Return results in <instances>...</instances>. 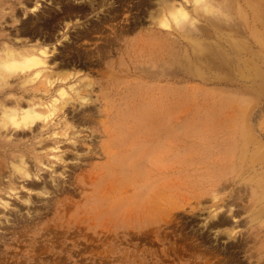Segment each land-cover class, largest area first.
Masks as SVG:
<instances>
[{"label":"rangeland","instance_id":"rangeland-1","mask_svg":"<svg viewBox=\"0 0 264 264\" xmlns=\"http://www.w3.org/2000/svg\"><path fill=\"white\" fill-rule=\"evenodd\" d=\"M110 3L52 0L20 26L21 36L54 43L58 22L79 17L50 64L89 72L95 90L93 106L74 113L69 101L66 110L89 125L79 141L85 157L59 190L48 184L53 198L40 215L11 214L0 264H264V11L228 6L230 19L209 17L202 53L189 50L186 61L185 41L149 25L152 0ZM0 149L2 183L9 149ZM217 192L225 196L212 204ZM228 205L239 224L225 213L199 227L210 209ZM231 226L228 235L241 228L234 242L212 239L213 229Z\"/></svg>","mask_w":264,"mask_h":264},{"label":"clouds","instance_id":"clouds-1","mask_svg":"<svg viewBox=\"0 0 264 264\" xmlns=\"http://www.w3.org/2000/svg\"><path fill=\"white\" fill-rule=\"evenodd\" d=\"M84 2L86 0H74L77 4ZM152 2L156 8L159 7L156 0ZM28 3L33 6L28 7ZM45 3L51 6L52 0H0V146H8L9 149L7 175L0 183V236L6 235V228L14 226L11 214L28 220L40 215L39 207H46L53 198L54 193L48 184H51L52 189L59 190V182L68 181L70 166H78L87 153V148L84 151L78 149L84 147L79 141L82 130L89 125L77 126L69 120L66 110L70 107L69 101L74 113L93 106L90 93L95 90V77L76 68L58 71L59 62L50 64L58 55V48L70 42V31L82 25V21L77 17L75 20L58 22L61 27L55 34L54 43H45L39 38L33 41L20 33L22 22L30 15L38 14ZM170 3L171 9L161 12L158 17L153 16L156 8L149 11V25L155 23L161 31L174 32L184 26L195 29L200 24V15L230 19L222 7L216 6L215 0H170ZM18 10L22 12L21 17L16 14ZM104 10L101 7L99 14ZM92 16L96 15L92 12L88 18ZM24 133L29 135H18ZM18 144L28 145L31 155H25L17 147ZM69 155L74 158L66 159ZM46 174L48 180L44 183ZM31 182L42 186L31 189L26 186ZM224 195L223 192H217L211 203H219ZM33 197L41 202L39 206ZM13 202L23 206L24 211L21 212L20 207ZM235 212L234 205L212 208L206 216L200 217L202 223L199 227L208 230L209 225L225 213L232 220V226L239 224L240 217L237 218ZM209 215L211 220L208 219ZM232 226L213 229L212 239L219 241L224 236L225 245L234 242L233 237L237 236L241 228H236L228 235ZM259 226L264 228V221Z\"/></svg>","mask_w":264,"mask_h":264},{"label":"bare ground","instance_id":"bare-ground-1","mask_svg":"<svg viewBox=\"0 0 264 264\" xmlns=\"http://www.w3.org/2000/svg\"><path fill=\"white\" fill-rule=\"evenodd\" d=\"M119 1V0H118ZM126 1V0H125ZM137 1V0H136ZM143 1H146V0H143ZM141 2V1H139ZM157 4L159 5V7L156 8V11L153 13V16L154 17H158L161 12H167L168 10L171 9V3H170V0H156ZM117 3V1H116ZM68 4V3H66ZM119 4V3H118ZM121 4V3H120ZM139 4V3H137ZM136 4V5H137ZM142 4V3H141ZM141 4H139L141 6ZM217 7H222L223 9L225 7H230V8H236V9H241L243 7H246V8H251L253 10H263L264 11V0H228L226 2H224V0H220L218 1L217 3H215ZM114 5V4H113ZM69 6V5H67ZM72 7V6H71ZM84 7V6H83ZM69 8V7H68ZM87 8V7H86ZM78 9V7H77ZM113 9V8H112ZM137 9V8H136ZM62 10V9H60ZM69 10V9H68ZM132 10V9H131ZM139 10V9H138ZM137 10V11H138ZM66 11V9H65ZM74 11V9H73ZM69 12V11H68ZM82 12V11H81ZM246 12V11H245ZM248 12V11H247ZM50 13V12H49ZM53 13V12H52ZM139 13V12H138ZM64 14V13H63ZM115 14V13H113ZM99 15V14H98ZM112 15V14H111ZM116 16V15H115ZM119 16V15H118ZM140 16V15H139ZM132 17V16H131ZM251 17V16H250ZM117 18V17H116ZM198 18L200 19V22L203 23L200 24L199 26L197 25L195 29H192V28H188L187 26H184L182 27L179 31H174V32H164V31H161L159 30L155 23H152V26L155 27L158 32L160 33H165V34H177L179 36V38L183 41H185L186 43V46H187V50H185L183 53V58L184 60L186 59V61H188V56H190L187 52H189V50L191 51L192 54L194 55H199L200 53H202V46L204 45L203 44V41L200 40L201 38L200 37H203L205 35V33L207 32V27H208V22H209V17H204L202 15L198 16ZM55 19V17H54ZM56 20V19H55ZM102 20V19H101ZM105 20V19H104ZM107 21V20H106ZM113 21V20H112ZM137 21V20H136ZM135 21V22H136ZM25 22V21H24ZM129 22V21H128ZM26 23V22H25ZM129 24V23H127ZM126 24V25H127ZM125 25V24H124ZM91 26V25H89ZM100 26V25H99ZM131 26V25H130ZM136 26V25H135ZM95 27V26H94ZM97 28V27H96ZM99 28V27H98ZM127 28H130V27H127ZM90 29V28H89ZM95 29V28H94ZM93 30V29H92ZM198 30L199 31V34L196 33V31ZM87 32V31H86ZM85 32V34H86ZM77 34V33H76ZM88 34V33H87ZM90 34V33H89ZM88 34V35H89ZM198 34V35H196ZM22 35V34H21ZM78 35V34H77ZM86 36V35H85ZM90 36V35H89ZM195 36V37H193ZM88 37V36H87ZM81 38V37H80ZM77 39V38H76ZM221 40V39H220ZM216 41V40H215ZM106 43V42H105ZM96 52V51H95ZM209 63L212 64L211 60H209ZM256 154V153H255ZM264 155V153H263ZM256 156L259 157L258 154H256ZM264 157V156H263ZM264 159V158H263ZM238 165V164H237ZM238 180V179H237ZM233 185V184H232ZM228 193V192H227ZM229 194V193H228ZM225 196V195H224ZM226 198V197H225ZM223 201V200H222ZM218 222V221H217ZM215 223V222H214ZM223 223H226V222H223ZM221 223V224H223ZM218 224V223H217ZM216 224V225H217ZM213 227V226H212ZM255 232V231H254ZM257 243V242H256Z\"/></svg>","mask_w":264,"mask_h":264}]
</instances>
